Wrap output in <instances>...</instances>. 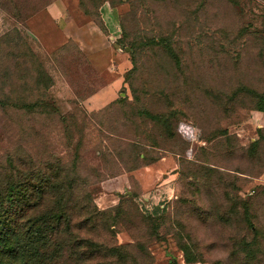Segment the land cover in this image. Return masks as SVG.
Segmentation results:
<instances>
[{"label":"rangeland","instance_id":"rangeland-1","mask_svg":"<svg viewBox=\"0 0 264 264\" xmlns=\"http://www.w3.org/2000/svg\"><path fill=\"white\" fill-rule=\"evenodd\" d=\"M51 1L0 0V179L77 183L46 264H264V0H66L60 41ZM103 2L128 67L97 102Z\"/></svg>","mask_w":264,"mask_h":264},{"label":"trees","instance_id":"trees-1","mask_svg":"<svg viewBox=\"0 0 264 264\" xmlns=\"http://www.w3.org/2000/svg\"><path fill=\"white\" fill-rule=\"evenodd\" d=\"M152 40L153 44L169 47L165 40ZM50 175L19 169L0 179V264H46V259L59 256L58 235L70 216L64 194L77 183L52 179ZM49 194L55 196L51 202ZM95 212L105 214L96 208Z\"/></svg>","mask_w":264,"mask_h":264},{"label":"crops","instance_id":"crops-1","mask_svg":"<svg viewBox=\"0 0 264 264\" xmlns=\"http://www.w3.org/2000/svg\"><path fill=\"white\" fill-rule=\"evenodd\" d=\"M66 2L68 1L52 0L43 10L39 11V14L29 18V22L33 25H44L42 28L43 30H40L41 25L39 28L32 27V29L35 30V33L38 32L37 36L43 33L47 34L51 31L58 34L57 41H60V38L62 39V34L66 36L73 34L78 36L79 34L80 36L85 28L89 31L91 24L83 23V21L75 22L72 17H69L66 12V10H68ZM98 12L105 32L103 33V36H100L97 32H93L95 33V50H99V52L97 51V54L95 53L96 58L93 62L104 81V89L102 92L97 91L93 100L103 102L109 99L110 97L108 96L113 93L117 86H119L120 81L118 77L121 76L122 71L128 67V60L125 52L119 47H111L109 43H106V38H109L112 28L114 30L116 29V18L120 12L119 6H112L107 2H103L99 5ZM54 39L55 38L53 37H48L46 39L41 38L40 40L47 43L49 46L54 43ZM80 39L83 42L84 47L88 46L89 42L86 41L87 37L84 38V36L81 35ZM100 51L102 52V55Z\"/></svg>","mask_w":264,"mask_h":264}]
</instances>
